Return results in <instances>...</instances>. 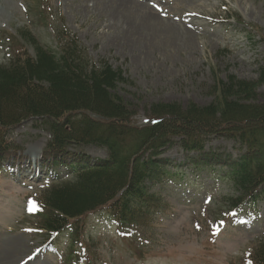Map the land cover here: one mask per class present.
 I'll use <instances>...</instances> for the list:
<instances>
[{
  "label": "rangeland",
  "instance_id": "obj_1",
  "mask_svg": "<svg viewBox=\"0 0 264 264\" xmlns=\"http://www.w3.org/2000/svg\"><path fill=\"white\" fill-rule=\"evenodd\" d=\"M38 1L44 12L35 0H0V64H6L18 48L33 54V46L21 41L20 32L31 33L55 50L52 29L65 27L91 61L122 71L126 82L118 83L115 92L134 112L130 118L134 125L146 122L154 104L186 107L214 102L218 81L228 76L257 82L264 63V0H127L124 6L118 0ZM141 18L155 28L174 29L146 42L126 29V24ZM257 91L261 94L262 87ZM35 122L24 120L7 135L24 158L16 175L0 173V251L10 253V264L26 262L34 254L25 264H64L67 234L55 238L63 252L59 260L45 246L48 237L31 231L37 217L27 208L53 182L35 168L38 152L49 139L43 125ZM235 149L232 140L222 137L212 136L205 143V151L235 156ZM83 150L91 158L106 156L99 147ZM160 158L171 162L167 167L171 172L174 165L185 162L176 145ZM177 169L181 179L150 188L162 208L139 229V236H120L104 208L82 219L83 249L91 264H251L264 236V199L228 216L221 198L233 192L225 180L206 170L194 172L188 165ZM221 219H226L224 225L213 231L212 225Z\"/></svg>",
  "mask_w": 264,
  "mask_h": 264
},
{
  "label": "trees",
  "instance_id": "obj_2",
  "mask_svg": "<svg viewBox=\"0 0 264 264\" xmlns=\"http://www.w3.org/2000/svg\"><path fill=\"white\" fill-rule=\"evenodd\" d=\"M35 1L44 12L41 1ZM54 34L55 50L31 33L20 32L21 41L33 46V54L18 48L0 64V168L20 161L18 146L7 141L10 131L24 120H38L36 125L49 133L43 165L52 171L64 168L71 176L54 182L41 201L45 211L40 229L48 235L68 233L64 264L78 259L82 219L91 212L104 208L123 236H135L147 227L162 208L150 188L181 179L180 165L225 180L233 192L221 198L228 210L264 199V63L257 82L228 76L218 81L214 102L186 107L154 104L147 121L134 125V112L115 92L118 83L126 82L122 71L91 61L65 27L56 26ZM262 45L264 49V39ZM212 136L232 140L237 154L205 151ZM174 145L184 152L185 162L171 172V162L160 156ZM86 146L104 149L106 157H89ZM252 261L264 264V236Z\"/></svg>",
  "mask_w": 264,
  "mask_h": 264
},
{
  "label": "bare ground",
  "instance_id": "obj_3",
  "mask_svg": "<svg viewBox=\"0 0 264 264\" xmlns=\"http://www.w3.org/2000/svg\"><path fill=\"white\" fill-rule=\"evenodd\" d=\"M119 1V5H126L124 3V1H127V0H118ZM133 1V0H132ZM132 3V2H131ZM126 7V6H125ZM146 21H148L147 18H141L135 22H129V24H132V25H129V24H126V29H128L129 31H131L133 33V36L136 34L138 38H141L143 37V39L146 40V42L148 41H151L152 39L158 37V35H162V32L164 31H167L169 33L172 32V30L174 29L173 26H167L165 29L167 30H161V29H158V28H155L153 23V27L151 25V23L149 24V22L146 23ZM134 24V25H133ZM176 31V30H175ZM160 38V36L158 37ZM144 40V41H145ZM144 43V42H143ZM145 44V43H144ZM144 51V50H143ZM142 53V52H141ZM10 253H6L4 255V252L3 251H0V264H10L9 260H8V256H9ZM11 257V256H10ZM12 259V258H11ZM9 261V262H7ZM19 263V262H17ZM16 263V264H17ZM28 263V262H27Z\"/></svg>",
  "mask_w": 264,
  "mask_h": 264
}]
</instances>
